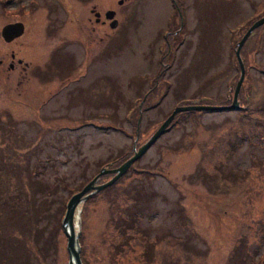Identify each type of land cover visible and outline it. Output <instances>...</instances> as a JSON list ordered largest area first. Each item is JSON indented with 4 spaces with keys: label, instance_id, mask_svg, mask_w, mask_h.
I'll return each instance as SVG.
<instances>
[{
    "label": "rangeland",
    "instance_id": "rangeland-1",
    "mask_svg": "<svg viewBox=\"0 0 264 264\" xmlns=\"http://www.w3.org/2000/svg\"><path fill=\"white\" fill-rule=\"evenodd\" d=\"M91 1L0 0V264H68V196L112 180L176 108L230 105L264 17V0ZM93 4L119 29H93ZM19 6L26 32L5 42ZM241 58L245 110L177 115L89 192L83 264H264V25Z\"/></svg>",
    "mask_w": 264,
    "mask_h": 264
},
{
    "label": "water",
    "instance_id": "water-1",
    "mask_svg": "<svg viewBox=\"0 0 264 264\" xmlns=\"http://www.w3.org/2000/svg\"><path fill=\"white\" fill-rule=\"evenodd\" d=\"M120 4H123V1H120ZM115 11H108L106 14V18L109 20H113L115 17ZM115 24L112 25L113 29L117 28V21L115 20ZM264 25V17L256 21L250 29L247 31L246 35L242 39V41L238 44L236 50V56L240 65L241 69V76L237 83L234 97L230 105L227 106H206V105H189L184 107L176 108L173 113L161 124L158 130L152 135V137L138 150L135 151L133 157L127 160L116 172L117 174L115 177L110 180L108 183L97 185L96 182L101 178V176L105 173L98 174L88 185H86L81 191L76 192L70 196H68V204H67V211L63 213V230L67 237L68 244V252H69V261L68 264H83L82 256H81V243H80V236H81V221L79 214H77L78 207L86 201L92 193H98L110 186H112L121 176H123L132 166L133 164L141 158L148 150L151 148L157 140L165 134L171 127L172 123L175 121L177 115L189 112V111H209V112H225V111H234V110H242V107L239 102V95L241 91V87L245 80L246 75V68L245 64L241 58V49L245 44L248 37L251 35L255 29L259 28L260 26ZM25 32V25L23 23H16V24H9L6 25L2 30V37L5 42H12L15 39L21 37Z\"/></svg>",
    "mask_w": 264,
    "mask_h": 264
},
{
    "label": "flooded vegetation",
    "instance_id": "flooded-vegetation-1",
    "mask_svg": "<svg viewBox=\"0 0 264 264\" xmlns=\"http://www.w3.org/2000/svg\"><path fill=\"white\" fill-rule=\"evenodd\" d=\"M102 1H103V3L105 2V1H108V0H99V3H97L98 5L100 4L101 6L103 5L102 4ZM88 2V1H87ZM89 2H92L91 0H89ZM97 4H93L92 5V9H91V12H92V14H93V24L95 25L94 27H93V29H96L97 27H99L101 30H103V33H104V35H106V36H108L109 35V30L110 29H112V25L113 24H115L116 22H115V20L117 21V28L116 29H112L113 31H116V30H118L119 29V27H120V25H121V19H120V13H119V10H115V9H112V7H106V9H104L103 11L102 10H97V8L96 7H98V5ZM118 4H120V1L118 2ZM8 4H6V6H7ZM45 5V4H44ZM120 5H122V4H120ZM24 6H19V7H17L15 10H13L12 12H10L9 11V14H12V17H17L18 19L17 20H15L14 22H12V23H9V24H16V23H23L24 25H25V32H26V29H27V24H26V19H24V20H22V17H24V13H25V10H24ZM21 9H23V14H20V10ZM26 9V8H25ZM115 11L116 12V14H115V17H114V19L113 20H109V19H107L106 18V14H107V12L108 11ZM28 13H30L31 11H27ZM27 18V17H26ZM8 24V25H9ZM24 32V33H25ZM23 36H21V37H19V38H17L16 40H14L13 42H11V43H14V42H16L18 39H20V38H22ZM101 39L102 40H104V38L103 37H101ZM12 58L15 60V58H16V55H15V53H13L12 54ZM14 60H13V62L11 63V65H10V72H14V71H16L17 70V68H18V66H20L21 64H22V60H19L18 61V65H16L15 63H14ZM30 73L32 74V72L30 71ZM29 74V73H28ZM63 89H59L58 91L60 92V91H62ZM141 121V120H140ZM109 165H111V164H109Z\"/></svg>",
    "mask_w": 264,
    "mask_h": 264
},
{
    "label": "trees",
    "instance_id": "trees-1",
    "mask_svg": "<svg viewBox=\"0 0 264 264\" xmlns=\"http://www.w3.org/2000/svg\"><path fill=\"white\" fill-rule=\"evenodd\" d=\"M241 105V104H240ZM242 107V106H241ZM242 109H244L243 107H242ZM245 110V109H244ZM174 123V122H173ZM126 215V214H125ZM141 242V241H140ZM142 243V242H141ZM147 250H148V248H147V246L144 244V247H143V249H142V253L143 254H145L146 252H147ZM144 257V256H143Z\"/></svg>",
    "mask_w": 264,
    "mask_h": 264
}]
</instances>
